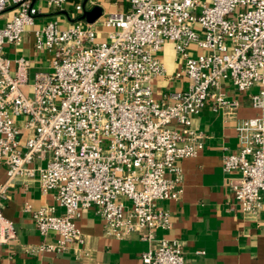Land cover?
Segmentation results:
<instances>
[{"label":"built area","instance_id":"1","mask_svg":"<svg viewBox=\"0 0 264 264\" xmlns=\"http://www.w3.org/2000/svg\"><path fill=\"white\" fill-rule=\"evenodd\" d=\"M67 1L0 0V162L6 166L0 244L16 237L3 214L8 188L19 178L36 179L43 193L54 191L63 211L25 204L39 233L56 235L35 253L83 244L76 221L82 209L94 207L108 236L147 230L144 238L155 243L142 253V264H184L178 239H155L156 230L172 228L170 211L157 203L183 192L178 162L203 146L193 119L207 101L214 112L235 115L239 102L218 91L223 81L240 92L257 87L250 102L258 114L238 121L237 150L222 156V169L237 173L230 187L245 216L262 207L264 0H129L127 11L92 23L80 16L94 2L83 0L67 26L57 18L35 25L43 6L62 9ZM26 33L35 51L52 54L49 68L31 80L30 59L4 51ZM167 41L183 60L188 87L156 99L151 82L165 74L157 53Z\"/></svg>","mask_w":264,"mask_h":264},{"label":"crops","instance_id":"2","mask_svg":"<svg viewBox=\"0 0 264 264\" xmlns=\"http://www.w3.org/2000/svg\"><path fill=\"white\" fill-rule=\"evenodd\" d=\"M92 1V7L102 9L99 19L108 12L129 9V0ZM66 9V4L62 9L43 6L35 25L57 18L67 26L77 13H68ZM32 42V35L26 33L21 44L8 45V50H4L8 56L23 55L30 59V80L35 71L48 69L51 59L49 52L35 51ZM189 51L195 55L199 50L192 46ZM157 56L164 65L165 74L151 82L154 97L162 99L167 92L186 90L188 79L183 73V60L175 52L173 43L165 42ZM218 91L237 100L239 107L234 116L227 117L214 112L209 100L194 117V129L204 135L203 146L195 156L178 162L183 192L178 199L157 203L170 211L172 228L156 230L155 239L162 236L178 239L184 264H264V194L258 215L245 216L230 187L237 173L222 169V156L237 150L238 121L258 114L250 102V94L256 92L257 87L240 92L229 81H223ZM5 179L6 166L0 162V183ZM26 203L33 209L53 205L56 214L63 211L56 204L54 191L43 193L36 179L14 181L3 200V214L13 222L16 237L0 244V264H142V253L155 243L144 238L146 229L125 239L108 236L100 216L91 207L82 209L76 221L85 238L83 244H73L63 253H35L34 249L42 243L54 242L56 235L39 233L30 212L25 209Z\"/></svg>","mask_w":264,"mask_h":264},{"label":"rangeland","instance_id":"3","mask_svg":"<svg viewBox=\"0 0 264 264\" xmlns=\"http://www.w3.org/2000/svg\"><path fill=\"white\" fill-rule=\"evenodd\" d=\"M82 2L83 0H68L67 1V3H66V6H67V11L66 12H68V13H71V14H74V13H78L76 10H75V4H76V2ZM202 1H206L207 2V0H202ZM88 6H86V8H87ZM91 9V8H90ZM3 17L4 16H0V23H3L4 22V19H3ZM86 22V21H85ZM85 22H82L81 24L83 25V26H85ZM97 29L100 31V33H99V36L101 37H104L105 36V34L104 33H101V30H103V29H101V27L99 26V27H97ZM8 45H6L5 47H4V50H8V47H7ZM11 59H14L15 57H13V55L11 54V56H9ZM49 57L50 58H52V54H49ZM23 92L25 93V94H29V88L28 87H24L23 89Z\"/></svg>","mask_w":264,"mask_h":264},{"label":"water","instance_id":"4","mask_svg":"<svg viewBox=\"0 0 264 264\" xmlns=\"http://www.w3.org/2000/svg\"><path fill=\"white\" fill-rule=\"evenodd\" d=\"M102 14V9L100 6H94L91 9H85L80 18L84 21H86L87 23H92L94 22L96 19H98Z\"/></svg>","mask_w":264,"mask_h":264}]
</instances>
